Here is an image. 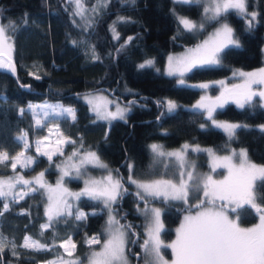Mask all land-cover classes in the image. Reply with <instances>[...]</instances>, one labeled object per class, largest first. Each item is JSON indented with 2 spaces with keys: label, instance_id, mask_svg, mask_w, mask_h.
Returning a JSON list of instances; mask_svg holds the SVG:
<instances>
[{
  "label": "trees",
  "instance_id": "16d2710c",
  "mask_svg": "<svg viewBox=\"0 0 264 264\" xmlns=\"http://www.w3.org/2000/svg\"><path fill=\"white\" fill-rule=\"evenodd\" d=\"M84 3L92 13L90 26L81 17L73 16L74 5L70 0H0V23L14 25V30L9 28L8 34L12 38L11 55L15 63V74L0 69V151L9 156L0 163V175L45 169L48 178L54 181V160H47L30 148L29 151L37 155L34 164L29 169H13L11 156L22 148L23 142L16 139L21 133L31 142L35 136L46 132L44 125L33 124L32 114L26 108L29 101L48 98L71 104L75 119L70 116L57 118L61 133L72 137L68 147L73 143L81 149L95 151L119 175L124 194L119 196L122 205L116 204L117 215L128 227L127 250L134 264H142L141 254L135 256L131 249L140 252L145 225L133 211L137 192L126 179V173L131 160L135 176L153 175L150 141L157 140L166 146L198 142L218 152L230 146H244L251 159L264 161V131L255 126L264 123V105L259 97H254L244 108L226 102L215 109L214 116L246 125L237 128L230 139L227 132L207 123L202 109L186 106L202 97L201 88L181 84L176 76L162 70L168 52L196 43L221 19L230 23L239 46L225 48L220 54L219 65L194 68L184 77L189 80L217 78L228 75L235 67L260 65L264 57V0H247L248 10L257 13L251 28L246 18L230 12L191 32L183 28L179 18L198 22L204 7L200 0L190 3L135 0L134 4L130 0H106L105 4L101 0H84ZM94 8L96 11H92ZM116 34L118 39L114 38ZM93 46L99 59H94ZM149 57L153 58V65L141 69L138 63ZM235 79L229 78L228 84ZM22 84H28L29 88L21 87ZM225 86L210 84L205 94L209 97L221 94ZM96 89H105L129 105L125 119L109 121L94 116L78 95ZM168 98L177 105L172 112L166 107ZM20 109H24L23 114ZM204 157L201 153L200 164H205ZM63 183L74 187L81 184L79 179L73 178L64 179ZM260 183L257 180L255 184L258 203L264 196ZM33 189L37 190L28 191L19 199L0 197V242L3 244L0 264H40L52 256L67 255L60 242L66 237L75 241L71 254L77 257H85L92 246L98 245L88 243L87 239L94 232L103 236L101 226L105 213L99 200L80 197V206L94 210L86 211V219L76 220L75 211H71L73 215L54 217L45 228L42 226L48 220L45 192L38 187ZM153 199L165 203L161 235L167 242L175 234L182 212L194 206L161 197ZM4 203L8 204L7 210L3 208ZM231 207L234 206L228 210L239 216L240 223L259 219V214L247 205L235 212ZM26 234L45 247L25 248L22 243ZM163 249L168 256L171 254L169 248Z\"/></svg>",
  "mask_w": 264,
  "mask_h": 264
},
{
  "label": "snow or ice",
  "instance_id": "6c2138e0",
  "mask_svg": "<svg viewBox=\"0 0 264 264\" xmlns=\"http://www.w3.org/2000/svg\"><path fill=\"white\" fill-rule=\"evenodd\" d=\"M130 2L134 4L135 0H130ZM184 2L190 3L191 0H184ZM70 3L74 5L73 15L79 16L81 19H86V14L89 10L85 7L84 0H70ZM101 3L105 4L106 0H101ZM92 11H96V9L94 8ZM208 11L212 12L211 19L214 20H219L226 17L228 13L235 12L237 15L247 19L250 28L254 25L257 16V13L248 11L247 0H213V7L205 9L206 13ZM120 19L124 18L121 17ZM73 22L75 23V21ZM179 22L189 32L204 27L202 23L197 25L195 22L184 17H180ZM9 28L14 30V25L11 22L8 25L0 23V69H7L14 73L15 65L11 57L13 45L11 43L12 38L8 35ZM113 31L115 32L114 28ZM114 38L118 39V34ZM131 39L129 37V41ZM230 45L238 47L239 41L234 38L233 28L228 23H221V26L208 40H205L195 48L189 49L187 53L180 57L170 56L168 58L167 74L176 75L178 73L183 77L185 72L192 71L194 68L219 65L221 63L220 54ZM123 47L124 45H121V48ZM5 56L7 58L2 59ZM93 56L94 59H99V56L95 55L94 46ZM153 63L152 60H147L140 64L139 67L143 69L152 66ZM238 75L243 77L242 83L233 84L231 88L225 86L221 95L211 103L205 102L210 98L202 97L201 101L194 106L197 109L206 110L211 123L227 132L230 139L235 136L237 128L246 127V125L242 126L240 124L216 121L213 118V112L216 107H223L229 98L234 99L240 108H244L245 104L251 103L254 97H259L261 101H264V68H260L254 72L239 71ZM37 78L39 79V77ZM180 83L183 84L184 80L181 79ZM219 83L224 86L225 82L220 81ZM253 85H259L261 87L258 90H253ZM199 87L208 88L209 85L201 84ZM85 99L91 105V110L96 114L97 119L109 121L125 119V113L128 111L126 107H121L119 104H116V110L109 111L108 105L112 104L113 101L108 100L106 97L92 96L85 97ZM32 107L29 105L30 109ZM166 107L169 112H172L177 105L172 101H167ZM19 111L21 114L24 113V109H20ZM64 113L71 116L73 120L75 119L73 109H62L60 114L63 115ZM39 124L40 122L37 121V125ZM261 128H264V125ZM25 136L26 134H22L16 139L22 141V147L27 150L29 145ZM64 142L57 141L58 144ZM41 143L42 141H37L36 151L51 160L55 153L48 151L42 152L39 147ZM188 147L187 144L183 146L184 149ZM151 149L158 157H175L179 161L181 168H183L185 163V153L183 151L166 153L163 151L162 146L155 144L151 146ZM195 150L199 151L200 149L197 147ZM204 151H207L213 156L212 168L214 171L218 167L227 169L228 174L223 180H213L210 175L196 178L192 171L185 172L182 170L179 172L178 183L163 179L151 182L131 181L137 185L138 189L142 190V192L138 191L136 195L144 200L145 203L148 202V197H163L165 199L180 200L187 203L190 188L197 192L202 191L203 196L206 198V201L201 200L199 204L194 205L198 209L195 214L189 212L188 215L184 216L183 223L176 230V239L170 244H165L161 239V232L164 229V225L160 219V210L156 208L151 209L148 239L142 245L146 254L145 264H169V261L165 260L162 255V248L171 249L174 258L170 264H264V196L260 198V203H258L255 193L257 180L261 182V189H264V165L252 163L248 158L246 149H241L239 153L233 150L232 156L224 157H215L211 149ZM75 155L76 153H73V156ZM22 156H24L23 151L11 158L13 161L11 167L13 169L16 168V161ZM234 156L238 157V164L232 162ZM8 159V153L0 151V163ZM85 161L92 163L94 166L107 168V165L99 162V157L94 152L88 153L85 159L80 161V164H84ZM33 162L32 158H27V164ZM73 167L76 168V172L79 174L80 168L76 165H73ZM43 175L44 173L41 172L40 176L36 179V183L41 188L46 187L49 193L48 199L50 203L47 213L49 222L54 217H59L63 214L73 215L70 211L71 205L67 206L69 210L66 213L64 208L61 207V205L67 204V201L61 198L64 195L74 197L77 200L81 196L102 200L105 207L109 208L111 204L117 201V197L121 195L122 185L120 180L113 179L111 173L104 178L106 183L98 180H86L85 188L77 193L69 192L62 186L64 177L70 175L67 170H62V175L57 181L55 188L41 182ZM16 182L25 185L32 183L31 181L23 180L22 177ZM13 188L14 184L11 180H0V197L10 195ZM36 190L32 189V191ZM52 193H59L60 195L54 200ZM232 205H234V207H231L232 212H235L237 208H241L244 205L249 206L250 209L259 214V223L254 227H241L237 222L239 219L238 215L236 219H231L228 215V209ZM3 208L7 210L8 204L4 203ZM86 217L87 213L79 209L77 210L75 215L76 220H83ZM115 223H118L115 217L110 215L108 220L109 238L102 245L100 251H92L91 256L87 258L88 264H127V258L125 256V233L121 231V228L124 226L113 229L111 226ZM48 226L46 224L43 227L47 228ZM88 243L99 244L100 240L93 237ZM23 246L25 248L35 249L45 247L44 245H40L38 241L30 242V238L28 237L25 238ZM72 247L74 248L75 245H72ZM2 250L3 244L0 242V251ZM60 259L62 260V258ZM62 264H79V261L62 262Z\"/></svg>",
  "mask_w": 264,
  "mask_h": 264
},
{
  "label": "rangeland",
  "instance_id": "374dc122",
  "mask_svg": "<svg viewBox=\"0 0 264 264\" xmlns=\"http://www.w3.org/2000/svg\"><path fill=\"white\" fill-rule=\"evenodd\" d=\"M203 2V12H202V16L200 18V20L198 22L193 21L191 19V21L195 22L197 25L199 24H203L205 25L206 23H208L209 21H211V16H212V12L208 11L207 13L205 12L206 8H211L213 7V0H200ZM86 7V6H85ZM87 8V7H86ZM89 11L86 14V19H82L84 22L89 23V21H91V17H92V13L91 10L89 8H87ZM249 11V10H248ZM251 12V11H249ZM253 12V11H252ZM74 16V15H73ZM77 18V16H75ZM221 23H228L230 25V23L226 20H219L218 22H215L211 28H209V30L207 31V33L196 43L194 44H190L187 45L183 48L177 49V50H172L170 52H168L166 54L165 57V62L163 65V72L167 73L168 70V58L171 57H180L182 55H184L185 53H187V51L189 49L195 48L197 45L203 43L205 40H208L209 37L212 36V34L221 26ZM231 27V25H230ZM199 29V28H198ZM195 31V30H194ZM9 35V34H8ZM264 48V45H263ZM147 60H152L153 58L149 57L146 58L142 61H140L138 64H142ZM260 68H264V57H263V62L260 65L254 66V67H250V68H243V67H235L228 75L226 76H221V77H217V78H210V79H197V80H189L186 79L183 75V77H181L178 73L174 76L177 77V82L180 83V80L183 79L184 83L195 86V87H199V85L201 84H219L221 85L219 82L223 81L225 82L224 85H226L227 87L231 88V86L233 84H240L243 82V77H240L238 75L239 71H243V72H254L259 70ZM232 77H236V79L232 82L230 81V83L228 84L229 78ZM261 86L259 85H253V90H258ZM201 88V87H199ZM203 95L202 97H208L210 98L209 100L205 101L206 103H211L212 101H215L217 97H219L221 94H217L214 96H207V94H205L207 92V88H201ZM83 101H85L88 105V108L90 109V111L94 114V116L97 118L96 114L91 110V105H89V103L87 102V100L85 99V97H92V96H103L106 97L108 100L113 101L112 104L108 105V110L109 111H115L116 110V104H119L121 107H126L128 109L129 105H127L125 102L121 101L118 97L112 95L110 92H108L105 89H96V90H91V91H86V92H82L78 95ZM201 98H198L196 101L188 103L186 106L195 108L194 106L201 101ZM167 101H172L173 99L168 98ZM261 101V99H260ZM227 102H233L234 104L238 105L234 99L229 98L227 100ZM175 103V102H174ZM262 105H264V101H261ZM176 104V103H175ZM225 104V103H224ZM29 105L33 106L31 109L29 108ZM26 108L31 112L32 114V119H33V124L37 125V121L40 122L39 125H44L46 128V132L43 135L40 136H35L31 142H29L25 139L28 143V148L27 150H25L23 147L16 152L15 154H13L11 156L15 157L17 156L18 153L20 152H24V156L20 157V159L18 161H16V168L20 167L22 169H29L34 162L37 160L36 156L32 154L29 149L33 148V150L35 151V153L40 154L36 151L37 148V141H42V143L39 145L41 151H48V152H54L55 154L52 156V160H54L53 163V167L55 170V180L51 181L47 174L45 173V169H41L38 171H33L32 173H24L21 171H14L11 174H3L0 175V180H11L14 184V188L12 189V192L10 195L4 197H11L15 199H19L21 196H23L26 192L31 191L34 187H38L41 188L39 184L36 183V179L40 176V173L43 172L44 175L41 178V182L44 183L45 185H50L53 188H55L57 181L60 179L61 175H62V170H67L70 175L65 176L64 179H68V178H73L75 180L79 179L81 184L77 187L74 186H69L66 183H63L62 181V186L63 188H66L69 192H73V193H77V192H81L84 188H85V181L86 180H98V181H105V177H107V175L109 173H111L113 179H119V175L117 174V172H115V170L113 169V167L108 164L104 159H102L101 157L98 156V154L91 150V149H81L79 146L77 145H73V143H71V145L68 147L67 146V141H72V137L66 134L61 133L60 127L58 125V121L57 118L62 117V116H69L67 113H64L63 115L60 114L62 109H66V108H71L74 110V107L69 104V103H64L62 101H60L59 99H48V98H44V99H40V100H35V101H29L26 105ZM217 108V107H216ZM204 111V113L207 116V111L202 109ZM71 117V116H70ZM208 118V116H207ZM213 118L221 123H231V124H242L241 122L237 121V120H229V119H225V118H219L213 115ZM207 123H209L210 125H213L211 123V120H207ZM264 125L263 122H259L256 123L255 126L260 128L261 130L264 131V128H261V126ZM215 126V125H213ZM221 129V128H220ZM51 130V131H49ZM223 130V129H222ZM24 133H21L20 135H22ZM19 135V136H20ZM47 138V139H45ZM57 141H65L64 143H57ZM155 144V145H159L162 146L163 151H165L166 153H171V152H177V151H183L185 153V163L183 168H181L179 161L172 156H164V157H158L151 149V146ZM187 144L189 147L187 149H184L183 146ZM199 148L200 150L197 151L195 150L196 148ZM149 148L151 151V170L153 172L152 176H148V177H138L135 176L132 173V161L129 160L127 163V173H126V179L129 181V183H131L133 185V188L135 189L136 192L141 191V189L137 188V185L132 183V180H136L139 182H151L154 180H172L175 183L179 182V172L180 171H192L194 177L196 178H201L207 175L212 176L213 180H223L226 176H227V169L225 168H216L215 171L212 168V164H213V156L210 155L207 151H204L206 149H211L212 153L215 155V157H224V156H232V152L233 150H235L237 153H239V151L241 149H246V147L244 146H230V148L226 151H222V152H218L216 150H214L210 145L207 144H202V143H198V142H183L180 145H176V146H166L164 144H162V142L157 141V140H153L150 141L149 144ZM247 150V149H246ZM96 153V155L99 157V162L102 164L107 165V168H101L98 166H94L92 163H87V161H85L84 164H80L81 160H84L86 155L88 153ZM62 153V154H61ZM73 153H76L75 156H73ZM201 153L205 154V157L203 158V160L205 161V164H200L201 163ZM32 158L33 159V163L27 164V158ZM47 158V156H45ZM71 158V159H70ZM249 160L256 164V165H264V161L263 162H258V161H254L253 159H251L248 156ZM47 160H49L47 158ZM12 159H11V164H12ZM232 162L234 164H238L239 163V159L238 157H233ZM26 165V166H25ZM73 165H76L77 167L80 168V173L77 174L76 172V168L73 167ZM23 178V180H28L31 181V184H23V183H17L16 181L20 178ZM131 178V179H130ZM122 185V184H121ZM124 187L122 186L121 189V194L123 193ZM44 192H45V196H46V203H45V209L46 212L48 213V206H49V193L47 191V188H41ZM7 190V189H6ZM135 193V192H133ZM124 194V193H123ZM60 194L59 193H52L53 199L55 200ZM136 195V194H135ZM81 197H87V196H81ZM62 199L67 201V204L65 205H61L62 208H64L65 212H67L68 209V205H71L70 211H75V213H77V210L79 209L80 211H83L86 213V211L88 212H93V208L92 207H82L79 205V200L75 199L74 197L71 196H67L64 195L63 197H61ZM158 198V197H157ZM163 198V197H161ZM91 199V198H90ZM138 199H140L138 197ZM137 199V195H136V203L134 201V210L136 211L137 214L140 216V218H142L143 222H144V230H143V239L141 240L140 246L138 248V250H140V252H138L135 249H131V252L136 256L139 253L141 254V263L145 264V250L142 247L144 241L146 239H148V226L150 224L151 221V209L156 208L160 210L161 216L160 219L162 221V211L163 208L165 206V203H163L162 201L159 200H154L153 197H148L147 200L148 202L145 203V201L142 202L139 201ZM164 200H172V199H165ZM206 198L203 196L202 191H194L190 188L189 191V199L188 202L186 204L189 205H196L199 204L201 200H205ZM100 204H101V209L104 210L105 213V220L104 223L102 224V228L101 231L103 233V236H100L99 232H94L93 234H91V236L89 237V239H87L88 241L93 238L96 237L100 240V243L97 246H92V248L85 254V257L81 258V257H77L72 255L71 253L74 252L75 247L73 248L72 245H75V241L73 240V238L71 237H66L63 240H61V245L63 247V249L65 250V252L67 253V255H55L52 256L46 260L41 261L40 264H62V262H69V261H79V264H88V260L87 258L89 256H91L92 251H100L102 249V245L107 241V239L109 238V224H108V220H109V216H114L115 220L118 223L113 224L111 227L113 229L118 228L120 226H124L123 228H121V231H123L125 233V256L127 258V264H134L133 259H132V255L129 254L128 250H127V244H128V227L123 225L119 218H118V213H117V206L116 204H118L119 206L122 205V201L119 198V196L117 197V203H113L111 204L110 208L109 207H105L104 203L102 200H99ZM180 201V200H178ZM183 202V201H181ZM234 206V205H232ZM198 211V209L196 207H193L191 209L185 210L182 212L180 219L178 221V228L180 227V225L183 223V219L185 215H188L189 212H191L192 214H195V212ZM228 215L231 219H236L237 217L228 210ZM48 216V214H47ZM48 220H46L45 222L42 223V226L46 225L49 223V216L47 217ZM137 221L139 222L140 219L137 218ZM163 222V221H162ZM239 223V225L241 227L244 228H249V227H253L255 225H257L259 223V219L254 221V222H250V223H240L239 221H237ZM28 237L30 238V242L31 241H38L37 239L31 237L30 235L26 234L24 236L23 239V245L25 243V238ZM161 239H162V235H161ZM176 239V232L173 235L172 239L169 241H164L165 244H170V242H173ZM39 242V241H38ZM40 245H43L42 243L39 242ZM67 248V250H66ZM171 250V249H170ZM162 255L164 256L165 260L169 261V264L171 262V260L174 258L172 255V251L170 252L171 254L168 256L164 249H161ZM70 253V254H69ZM137 253V254H136ZM62 258V260L60 259Z\"/></svg>",
  "mask_w": 264,
  "mask_h": 264
},
{
  "label": "water",
  "instance_id": "95a60500",
  "mask_svg": "<svg viewBox=\"0 0 264 264\" xmlns=\"http://www.w3.org/2000/svg\"><path fill=\"white\" fill-rule=\"evenodd\" d=\"M11 57H12V55H11ZM6 58H7L6 56L5 57H2V59H6ZM12 61L14 63L13 57H12ZM14 65H15V63H14ZM5 70L8 71L7 69H5ZM8 72H10V71H8ZM10 73L15 74V72L14 73L13 72H10ZM21 87L28 89L29 88V85L28 84H22Z\"/></svg>",
  "mask_w": 264,
  "mask_h": 264
},
{
  "label": "crops",
  "instance_id": "0c3cea01",
  "mask_svg": "<svg viewBox=\"0 0 264 264\" xmlns=\"http://www.w3.org/2000/svg\"><path fill=\"white\" fill-rule=\"evenodd\" d=\"M180 219V218H179ZM179 221V220H178ZM254 227V226H253ZM178 229V222H177V224H176V226H175V232H176V230ZM170 243H172V242H170Z\"/></svg>",
  "mask_w": 264,
  "mask_h": 264
},
{
  "label": "flooded vegetation",
  "instance_id": "af4514ba",
  "mask_svg": "<svg viewBox=\"0 0 264 264\" xmlns=\"http://www.w3.org/2000/svg\"><path fill=\"white\" fill-rule=\"evenodd\" d=\"M135 263H139V262L135 261ZM139 264H140V263H139Z\"/></svg>",
  "mask_w": 264,
  "mask_h": 264
}]
</instances>
